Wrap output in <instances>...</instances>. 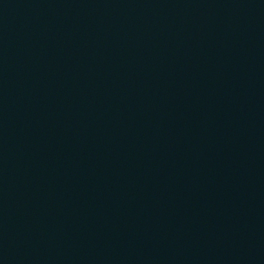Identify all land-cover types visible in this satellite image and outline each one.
Segmentation results:
<instances>
[{
  "label": "water",
  "instance_id": "95a60500",
  "mask_svg": "<svg viewBox=\"0 0 264 264\" xmlns=\"http://www.w3.org/2000/svg\"><path fill=\"white\" fill-rule=\"evenodd\" d=\"M0 264H264V0H0Z\"/></svg>",
  "mask_w": 264,
  "mask_h": 264
}]
</instances>
